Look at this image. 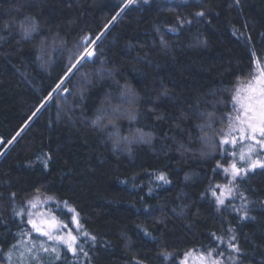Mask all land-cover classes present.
Wrapping results in <instances>:
<instances>
[{"label": "trees", "instance_id": "obj_1", "mask_svg": "<svg viewBox=\"0 0 264 264\" xmlns=\"http://www.w3.org/2000/svg\"><path fill=\"white\" fill-rule=\"evenodd\" d=\"M126 3L0 0V264L34 193L54 197L65 221L67 202L96 238L80 239L88 257L61 247L43 264H178L233 235L238 264H264V170L223 206L207 197L231 90L264 53V0H137L117 15ZM22 23L35 25L27 38ZM91 44L95 55L68 74ZM109 123L146 140L126 149Z\"/></svg>", "mask_w": 264, "mask_h": 264}, {"label": "snow or ice", "instance_id": "obj_2", "mask_svg": "<svg viewBox=\"0 0 264 264\" xmlns=\"http://www.w3.org/2000/svg\"><path fill=\"white\" fill-rule=\"evenodd\" d=\"M137 0H127V3L124 7L133 5ZM144 3H149V0H143ZM240 0H236V3L239 4ZM124 8H121L123 11ZM119 15V13H117ZM196 16L203 17L205 13L203 11L197 12ZM116 17H113L115 20ZM186 23H191V21H186ZM21 30L27 38L35 30L34 24H25L20 25ZM235 34V33H234ZM99 39V37H97ZM86 42L94 43L90 38H85ZM95 55L94 50H85L83 55H81L77 61L72 64L68 69V74L72 73V70L77 67L82 61L86 59H91ZM252 60L250 62V67L248 70V76L246 82L239 84L238 87H235L231 95V100L234 105L235 115L233 116L229 113L230 121L228 131L224 132L221 129V145H231L236 147L238 144L241 146L239 152H228L229 155L234 157L233 161L229 164L228 167L224 168L223 171L225 175L229 177V180L224 185L216 184L212 191V195L216 200V203L219 206L225 205L226 199H232L233 193L236 189L239 188V181L245 180L250 172H255L256 169L264 170V56L257 54L255 51L251 53ZM69 75L65 76V79H68ZM64 80L62 79L56 88L60 89L62 92H68L69 90L66 87H63ZM213 113L208 114V120L211 122L213 118ZM100 117H98V120ZM208 127H211V123H208ZM201 131H204L205 126L200 125ZM233 133H238L234 135ZM17 136L20 135L18 132ZM16 137H13L12 140L8 141L11 144ZM124 139H127L125 137ZM2 143V141H0ZM225 151H228L225 149ZM3 155V153H0ZM47 167V164H45ZM221 167L218 163L217 168ZM158 179L168 183L164 175H160ZM219 190V193L217 192ZM13 197L15 194H12ZM241 198L246 199L242 196ZM42 203V200L34 197L29 202V207L31 209H39V205ZM68 213H71V216L67 221L64 219L58 218L55 213L47 212L43 213L40 211L27 213L28 219L27 224L31 226V232H23L22 235L28 236L29 240L27 241L31 247L25 248V252L28 255L32 256V259L37 260L38 264H43V261L39 257V253H51L54 256L55 260L62 259V253L59 251L58 247L55 246H46L44 242H40L38 247L36 240L32 237V233L40 237L46 238L47 241H52L54 245L63 246V248L71 253L73 257L79 258L82 254L85 257H88V252L84 250V247L81 243L80 236L86 237L91 241H95L94 236L84 230L81 221L79 220V213L75 211L74 208L68 207L67 202H63ZM244 208L247 205L242 206ZM17 216H23L25 213L23 211L17 212ZM248 218V213L245 211L241 219ZM71 225V226H70ZM231 231V229L229 230ZM148 235V233H145ZM215 235V234H213ZM221 243L223 239L221 237H216ZM236 237L233 235L229 238L228 247L231 252L239 253L241 249L238 244L233 243ZM19 244L13 243L11 245L12 249L19 248ZM216 252L215 248L207 249L202 253H185V258L180 261V264H188V260L192 259L194 264H224L223 260L219 258H214V253ZM165 256V259H168V253H161ZM25 253H21L23 257ZM217 257L225 256V252L220 251L216 253ZM9 264L12 262V255L9 253L7 255ZM233 264L235 260L232 257ZM21 264H24V261H21ZM29 264L31 262L29 261ZM136 264H143L142 261L137 260Z\"/></svg>", "mask_w": 264, "mask_h": 264}, {"label": "rangeland", "instance_id": "obj_3", "mask_svg": "<svg viewBox=\"0 0 264 264\" xmlns=\"http://www.w3.org/2000/svg\"><path fill=\"white\" fill-rule=\"evenodd\" d=\"M162 1H164L166 4L180 5V4H187V3H190V2H196V1H199V0H162ZM123 8L125 9L124 6H123ZM121 12L122 11L120 10L119 15H120ZM93 45L94 44H91L86 50H92V46ZM262 56H264V53L262 54ZM244 82H246V79L241 80L238 83H236V85L231 90V95L233 93L234 88L235 87H238L239 84L244 83ZM63 93H65V92H63ZM229 113H231L233 116L235 115L234 105H233V102L231 100V96H230V100H229V103H228V110H227V112L225 113V116H224V118H225L224 126L221 128V129H223L224 132H227L228 131L229 124L231 123L230 117H229ZM108 126L111 129V133H112L113 137L115 135H117L116 132H115L114 125H112V124L109 123ZM233 134L234 135H238V133H233ZM215 138H216V142H217L216 145L220 149V160H219L218 163L221 165V167H219V168H217V166L215 167V171L219 174V176H218L219 177V183H217V184L224 185L225 183L228 182L229 177L227 175H225L223 169L226 168V167H228L229 164L234 159V157H232L231 155H229L228 152L235 151V152L238 153L241 146L239 144L236 147H232L231 145H221L220 144L221 130L219 131L218 136L216 135ZM201 139H202V144L204 143V147H202V148H208L207 147V144H206L207 141H208V139L205 138V137H202ZM145 140H146V138L144 139V137H142V135H140V134H133L132 137H131V140L121 139L118 136H115V142L117 144L123 145L124 147H126V149L129 147V144L132 141H134V142H143ZM225 149H227L228 151H225ZM256 170H261V169H256ZM214 187L215 186H213V188ZM217 192L219 193V190H217ZM234 193H233V195H234ZM34 197H36L37 199L42 200V203H40V205H39V209H31L29 207V202ZM207 197L210 198V199H212L216 203V200L213 197L211 190L207 193ZM227 200L228 199H226L225 202ZM216 205L219 206L217 203H216ZM27 207H28V212L29 211H31V212L40 211V212H43V213H47V212L50 211V212L54 213L53 212V209H57L58 207H60V204L55 200L54 197H52L50 195L41 194V193H34L31 197H29L27 199ZM68 215L70 217L71 216V213H68ZM23 232H31V226L27 224V227L19 233V239H17V241H16V243L20 245L19 248H17V249H11L9 251V253H11V255H12V262L11 263L12 264H21V261L23 260L24 261V264H29V261L31 262V264H38V261L37 260L32 259V256L28 255V253L25 252V248L31 247V245L27 243V241L29 240V237L22 235ZM32 237L35 238L37 247H38V245H39L40 242H44L46 246H50V247L51 246H55V247H58V249H60L61 247L63 248V246L54 245L52 241H47L46 238L40 237V236L36 235L35 233H32ZM82 238H86V237H83L81 235L80 236V239H82ZM228 242L226 244V249L225 250H218V251H216L213 254L214 255V258H219L220 260H223L224 261V264H233L232 259H229V257H232L235 260V264H238L239 262H238L237 253L236 252H231V250L228 247ZM220 251L225 252V256L217 257L216 256V253H219ZM22 252L25 253V255L23 257L21 256V253ZM187 252H192L194 254L195 253H200L197 250H189ZM47 254H50V253H47ZM47 254L46 253H43V252H40L39 253L40 259L42 261H45L44 259H46ZM184 258H185V254L183 255V257H182L181 260H183ZM178 264H180V262ZM188 264H194V261L192 259H189L188 260Z\"/></svg>", "mask_w": 264, "mask_h": 264}, {"label": "water", "instance_id": "obj_4", "mask_svg": "<svg viewBox=\"0 0 264 264\" xmlns=\"http://www.w3.org/2000/svg\"><path fill=\"white\" fill-rule=\"evenodd\" d=\"M86 42V41H85Z\"/></svg>", "mask_w": 264, "mask_h": 264}]
</instances>
